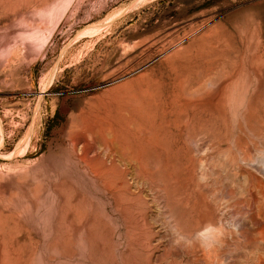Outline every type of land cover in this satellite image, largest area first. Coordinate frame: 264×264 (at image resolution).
<instances>
[{
	"label": "rangeland",
	"instance_id": "1",
	"mask_svg": "<svg viewBox=\"0 0 264 264\" xmlns=\"http://www.w3.org/2000/svg\"><path fill=\"white\" fill-rule=\"evenodd\" d=\"M179 81L196 96L180 109ZM242 99L249 135L233 120ZM234 138L264 154V0H0V264L209 263L182 236L199 223L190 163ZM82 154L126 183L122 203ZM246 168H229L236 183ZM205 180L208 242L228 215Z\"/></svg>",
	"mask_w": 264,
	"mask_h": 264
},
{
	"label": "bare ground",
	"instance_id": "2",
	"mask_svg": "<svg viewBox=\"0 0 264 264\" xmlns=\"http://www.w3.org/2000/svg\"><path fill=\"white\" fill-rule=\"evenodd\" d=\"M139 78L141 79V77ZM175 81H178V79H176ZM181 83L182 82L180 81L176 83L175 91L173 95L174 100H172L174 101L173 103L178 105L177 106L178 109H180L183 106L181 105V101L182 98H185V96H183L178 91L181 88L182 85ZM139 89L141 96L143 95L144 97H151L153 95L152 93H150L151 91H149L150 90L149 87L144 88L143 86H141L139 87ZM133 92L134 93L128 91L126 92V95L127 96L129 95L133 98H138V96L135 94L136 92L135 91ZM195 97L193 92H189V95L186 96L185 99L186 101L189 102V104H194ZM198 98L200 99V97ZM175 112L177 117V119L175 120H178L179 112L176 108H175ZM252 112H251V107L249 106L248 103L245 102L244 99H242L236 105V111L233 114V120L235 122L236 129L239 132H243L244 135H249L250 133H253L254 128L252 126ZM88 128L83 129L84 137H85V133L87 132L88 134L91 133L95 135V137L98 136V134L95 131H90L89 130L90 128L89 129ZM134 129H138V128L135 127ZM80 142L82 141L76 140V148H75L76 151L81 150V148H79L80 146L78 147V145H80ZM194 144H196L195 146L197 148V149L195 148V150H198L199 152L200 147L202 148V146H199L197 142H195ZM232 147L234 149L233 151H225L221 153L220 158L215 162L210 163L211 165L208 164L207 160L205 161L201 160L198 163L196 160L197 158H195L196 161L192 159L190 163L191 164L190 168L192 172L191 181L193 184V188L198 195L196 205L199 213V223L196 229L188 232L187 234H183L182 236L188 239H197V241L201 243V246L204 247L202 258L208 260L209 263L207 264H264V154L259 155L260 154L259 153L258 154L259 156L256 157L253 156V154L252 155L249 154V152H247V150L243 148V143L240 138H234L232 140ZM105 150H107L108 152H110V154H112L113 151H120L121 149L116 139L112 137L110 141H107L105 145ZM82 155L81 158L77 157L78 160L83 164H85L95 176L106 179L107 182L104 181L103 182L106 183L109 189L115 192L117 200L120 203H122V200H120V198L124 190L127 189L126 183L121 185H116L112 183L113 178H107V173H109L108 170L110 168L108 167L105 168L101 166L102 163L98 162V159L92 162L88 159L87 155L85 154ZM196 156L197 155H195V157ZM132 160H134V162H136L139 165L142 164L139 158H133ZM242 165L247 166L245 172L246 176H245V180L244 181L242 180L243 183L238 184L236 183V178L234 177L233 173L229 170V168L230 167L241 168ZM141 175H143L142 177L144 178L146 176V174H141ZM207 177L213 180L214 185L217 187L216 189L214 187L215 196L218 200L219 199L222 200V202L219 200L220 201L219 203H221L220 205L221 208L225 212H227L228 218L226 223H228L229 228H227L228 227L227 225L225 227V225L222 224L221 226L219 225V227H215L214 229L213 228L209 229L208 232L212 235L211 241L209 240L208 242H203L204 240H202L198 235L201 232H204V230H206L207 228H209L208 222L210 221V218L216 213L214 207L210 205L209 201L206 198V191L208 192V190L212 187L210 181L205 180V178ZM66 190L67 189L65 184H61L59 186V192L61 193L62 197L66 196L67 193ZM66 216L68 217L69 215L66 214L65 217L64 216L63 217L67 219ZM69 219L68 220L71 221V218ZM68 220L67 222L69 223ZM90 220L87 221V223L84 225V229L90 230V228H87L91 225L90 222L93 221ZM60 222L62 221L60 220ZM93 225L95 226V224ZM66 226H68V224ZM205 233H207V231Z\"/></svg>",
	"mask_w": 264,
	"mask_h": 264
}]
</instances>
